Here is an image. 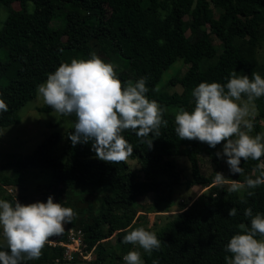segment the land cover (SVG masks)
<instances>
[{
    "label": "trees",
    "instance_id": "trees-1",
    "mask_svg": "<svg viewBox=\"0 0 264 264\" xmlns=\"http://www.w3.org/2000/svg\"><path fill=\"white\" fill-rule=\"evenodd\" d=\"M14 2L17 10L12 8ZM29 3L33 4L32 11ZM0 4L9 11L0 29V98L8 105V111L0 112V128L19 122L18 110L35 97L37 86L62 62L88 59L93 52L105 62L122 63L115 68L122 82L134 83L147 76L146 95L166 109L163 119L168 121L167 127L161 126L160 137L147 138L153 139L151 148L131 130L122 133L133 145L128 158L137 160L142 177L130 169L127 161L112 164L96 158L92 141L73 146L68 139L76 122L73 114L68 116L72 125L63 138L54 133L31 153L10 156L1 163V168L11 173L0 175V185L18 186L21 175L30 168L50 169L45 201L49 195L56 194L60 199L70 193H83L93 199L83 208L71 206L76 215L68 223L84 232L83 252H93L87 264H109L115 258L116 264H122V254L111 249V238L116 237L117 245L123 243L136 215L138 197L155 193V203L169 202L172 187L181 177L174 158L184 156L190 168L187 187L201 185L208 192L200 194L197 206L182 209L156 231L160 249L151 255L143 251L141 258L144 264H227L225 257L231 254L225 246L239 231V224L250 226L245 208L251 207L254 215L264 214V185L233 193L219 189L214 184L220 166L215 153L223 142L213 148L199 140H180L175 133V114L181 107L194 109L191 93L200 82L226 84L233 71L250 78L256 72L264 78V62L259 63L256 56L264 42V0H0ZM176 60H182L186 69L181 74L175 69L165 81L166 86L181 87V92L169 93L164 89L165 82L160 88L157 85ZM254 104L257 113L253 136L262 133L264 96ZM50 110L48 105L39 108ZM61 139L63 144L56 155L52 154ZM199 155L210 157L214 165L211 173L201 172ZM260 161L264 157L259 161L242 159L244 175L237 176V180L255 178L259 170L252 166ZM161 177L170 179L168 196H161L165 190ZM248 191L254 195L247 196ZM241 197L247 203H241ZM232 207L237 209L235 217L228 215ZM79 257L73 254L65 259L61 247H48L46 243L41 257L26 264H55V259L73 262Z\"/></svg>",
    "mask_w": 264,
    "mask_h": 264
},
{
    "label": "clouds",
    "instance_id": "clouds-1",
    "mask_svg": "<svg viewBox=\"0 0 264 264\" xmlns=\"http://www.w3.org/2000/svg\"><path fill=\"white\" fill-rule=\"evenodd\" d=\"M147 80L144 76L134 83L122 82L115 66L93 52L88 59L62 62L37 86L36 92L44 104L61 116L75 115L74 131L68 135L73 146L92 141L96 158L119 164L133 153V145L122 135L125 130H131L151 148L153 139L147 138L160 137L161 126L168 125L163 119L166 109L146 95ZM191 95L195 98V107L192 111L179 108L175 114V133L180 140H199L213 148L223 142V151L215 155L227 158L231 173L244 175L242 159L259 161L264 157V133L251 134L253 102L264 96V78L256 72L250 78L233 71L226 84L200 82ZM6 111L8 105L0 98V112ZM257 168L259 174L255 178L246 176L244 181L216 172L214 184L218 188L226 187L227 193L255 189L264 185V163ZM253 195L252 191L247 192V196ZM241 203L247 200L241 197ZM75 215L71 207L54 202L52 195L46 202L28 204L17 199L14 203L0 199V231L4 240L0 245L4 249L0 250V264L38 260L49 239L61 235L64 225ZM228 215L235 217L237 209L232 207ZM244 216L250 219V226L239 224V231L225 246L231 254L225 257L227 264H264V214L254 215L252 208L247 207ZM122 242L138 246L149 255L161 247L156 233L144 227L129 230ZM123 261L144 264L138 250H130Z\"/></svg>",
    "mask_w": 264,
    "mask_h": 264
},
{
    "label": "rangeland",
    "instance_id": "rangeland-1",
    "mask_svg": "<svg viewBox=\"0 0 264 264\" xmlns=\"http://www.w3.org/2000/svg\"><path fill=\"white\" fill-rule=\"evenodd\" d=\"M12 8L17 10L19 8L18 4L16 2L12 3ZM29 10H33L32 3H29ZM8 15V8L0 4V29L3 27ZM214 43L217 44L218 42L214 40ZM256 56L259 63L264 62V42L259 48H257ZM2 57H6L5 51L2 53ZM181 62L182 60H176L168 69L163 72L157 87L160 88L161 84L172 76V73L175 69L178 74H181L185 71L186 65L182 64ZM112 64L115 66V68L122 66V63L116 60H113ZM165 84L166 82L164 85ZM164 89L169 93L174 91L181 92V87L178 84L173 86L165 85ZM43 106H46V104H44L42 98L38 97L36 92L35 97L28 100L18 110V116L20 118L19 122L0 128V175H9L11 173L10 169L1 168V163L5 162L8 157H20L31 153L38 144L54 133L59 134L63 138L64 133L72 125V122L68 116H61L53 109L50 111H39V108ZM171 109L172 107L169 108V111H171ZM256 113L257 110L254 104V117L256 116ZM260 124L262 133H264L263 119L260 121ZM62 144L63 139H61V141L55 146L52 154L56 155L57 149ZM219 149L221 152L223 151V143L220 145ZM174 159L178 165V168L181 170V177L179 183L173 185L172 187L173 191L171 192L169 202L161 201L155 203L157 199V195L155 193H147L138 197L134 204L136 215L129 226V230L136 227H144L149 231H159L182 209L197 206L198 203L196 200L200 194L203 192H208V188H204L201 185L187 187L186 181L190 176L189 162L184 156H177ZM226 159V157L219 159V172L223 173L226 178L237 179L239 174H233L230 172L229 166L226 163ZM198 161L203 174H209L213 171L214 165L208 155H199ZM127 163L130 169L135 170L139 176L142 177L137 160L128 158ZM261 163H264V161H260L258 164ZM252 168H257V165H253ZM50 178V169L30 168L26 170L23 175H21V181L18 186L0 185V199H6L13 203L15 199H17L22 204L33 203L36 201L46 202L44 200V193L48 190H46L44 187ZM160 180L162 181V187L165 188L161 196H168V182L170 179L167 177H161ZM53 199L54 202L62 201L65 202L67 206H74L76 208L86 207L89 201L93 202V199L90 196L83 193L76 195H74V193H70L68 196H62L60 199L56 194H53ZM94 207L98 208L97 202H94ZM65 226H68V224H65L64 227ZM59 236H63V233ZM59 236L51 237V240L55 241ZM0 242L4 243L2 231H0ZM110 242L112 244L111 249L118 254H122V264H124L123 256L130 250L140 251L142 257L143 249H140L138 246L124 243L117 245L116 237H112ZM48 247H52V245L48 244ZM107 249L110 250L109 248ZM116 260V258L112 259L109 261V264H116ZM53 262L55 264H87V261L81 257L77 258V260L73 262H59V259H55Z\"/></svg>",
    "mask_w": 264,
    "mask_h": 264
},
{
    "label": "built area",
    "instance_id": "built-area-1",
    "mask_svg": "<svg viewBox=\"0 0 264 264\" xmlns=\"http://www.w3.org/2000/svg\"><path fill=\"white\" fill-rule=\"evenodd\" d=\"M49 244L52 245V247H61L65 259H71L73 254H80L82 258L87 261L93 258L92 250L87 253L83 252V247H85L84 232L70 225L64 227V234L62 237H57L55 241L50 239Z\"/></svg>",
    "mask_w": 264,
    "mask_h": 264
},
{
    "label": "bare ground",
    "instance_id": "bare-ground-1",
    "mask_svg": "<svg viewBox=\"0 0 264 264\" xmlns=\"http://www.w3.org/2000/svg\"><path fill=\"white\" fill-rule=\"evenodd\" d=\"M50 241V240H49ZM49 241L47 242V245L49 244ZM50 245V244H49Z\"/></svg>",
    "mask_w": 264,
    "mask_h": 264
}]
</instances>
